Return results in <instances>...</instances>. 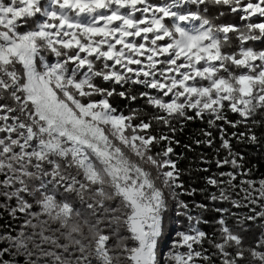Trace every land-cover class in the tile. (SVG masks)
<instances>
[{
    "label": "snow or ice",
    "instance_id": "6c2138e0",
    "mask_svg": "<svg viewBox=\"0 0 264 264\" xmlns=\"http://www.w3.org/2000/svg\"><path fill=\"white\" fill-rule=\"evenodd\" d=\"M260 128L264 0H0V264H264Z\"/></svg>",
    "mask_w": 264,
    "mask_h": 264
},
{
    "label": "trees",
    "instance_id": "16d2710c",
    "mask_svg": "<svg viewBox=\"0 0 264 264\" xmlns=\"http://www.w3.org/2000/svg\"><path fill=\"white\" fill-rule=\"evenodd\" d=\"M226 19L232 20L233 22H239L237 17L229 16ZM119 106L121 108H124V104L120 103ZM126 111V109H124ZM235 119V117H230ZM199 127H203V125H200L198 122L197 124H189L186 128L185 132L181 135H179V139L181 140V145L176 147V152L181 155V158L178 160V166L180 169H182L185 173V175L182 177L185 184L190 187H194L197 189H203L207 187L208 193L216 191L211 186L205 185V180L203 179L204 176L209 175L210 173H204L197 171V169L202 167H210L211 172H216V166L214 163L211 165H203L200 162V154L204 153L205 156L208 159L213 158V152L211 149L207 148H196L195 151H188L183 147V144H190L191 139L190 135L191 133ZM243 130V129H241ZM258 134L261 132H264V128L257 129ZM219 141H217V144ZM235 143V142H234ZM235 147L238 151L242 152L245 155V162L246 166L253 169L252 172V178L253 179H259L264 178V141H262L260 146H253L250 144H235ZM221 155H224V153H221ZM224 171H227V168L223 169ZM206 193L204 192H197V194L193 197H184L189 203L197 202V203H209V201L206 200ZM224 207H230L228 204L222 205ZM233 211H237L236 209H233ZM239 211L247 212L248 209H241ZM214 214H206V218L212 219ZM11 223L13 227H16V222L12 221L10 217H8L7 213H4L3 218H0V229H5V227ZM259 223V222H258ZM208 231H211V229H207ZM260 233V229L253 227L252 230L248 233V242L251 244L255 241V239L258 237Z\"/></svg>",
    "mask_w": 264,
    "mask_h": 264
},
{
    "label": "rangeland",
    "instance_id": "374dc122",
    "mask_svg": "<svg viewBox=\"0 0 264 264\" xmlns=\"http://www.w3.org/2000/svg\"><path fill=\"white\" fill-rule=\"evenodd\" d=\"M170 216L172 217V219H169L167 221V229H168V236L167 239L170 241L171 239V235L174 234V232L176 231V229L178 227H180V225H177L175 223L172 222L173 219H175L174 213L170 211ZM186 223V222H185ZM1 230V229H0ZM162 251H167V246H163L162 247Z\"/></svg>",
    "mask_w": 264,
    "mask_h": 264
}]
</instances>
